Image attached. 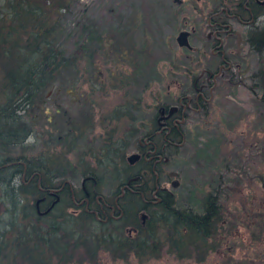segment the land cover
<instances>
[{
    "label": "rangeland",
    "instance_id": "rangeland-1",
    "mask_svg": "<svg viewBox=\"0 0 264 264\" xmlns=\"http://www.w3.org/2000/svg\"><path fill=\"white\" fill-rule=\"evenodd\" d=\"M225 1L229 0H184L182 3L174 0H77L66 20V30L71 32L88 19L91 26L109 38L101 46L94 48L91 44L80 48L71 35L66 37V53L78 51L77 74L73 80L65 76L62 85L54 83L43 93L41 104L37 102L30 108L32 135L25 142V152L18 149L12 155L22 152L28 159L48 154L57 157L78 171L73 175L66 169L63 183H71L74 195L82 196L85 168L102 172L101 165L110 169L116 167V161L118 165L121 163L113 154L110 166L104 158V146H122L127 159L136 155L142 143V128L148 127L155 117L156 106L175 103L182 88L187 86L186 71L198 73L207 65L210 53L208 16ZM192 27L195 33L190 44L197 48L193 53L176 40L181 29L191 30ZM122 28H125V35L120 31ZM235 28L243 27L236 25ZM140 43H146L153 57L144 71L155 65L151 69L154 73L149 71V81L145 74L133 70L130 63L131 55L140 50ZM146 50L142 51V59H145ZM85 51L93 55L90 64L84 59ZM242 54L247 55L241 71L246 75L258 67V57L246 48H242ZM222 82L201 110L189 111L182 126L183 137L177 142L179 145L171 147L169 156L163 155L157 162L160 186L173 192L182 206L194 205L202 211L197 202L199 198L210 192L221 195L224 220L219 224L216 249L201 251L208 253L201 259L181 257L167 247L153 257H140L135 250L100 247L94 251L89 249L88 253L84 249L72 253L71 241L69 251L62 255L53 253L52 264H264V121H260L263 119L255 107L254 94L244 78L233 88ZM57 107L60 113H56ZM75 121H81L80 128L66 136V127ZM162 144L159 143L158 148L162 149ZM135 160H130L131 164H135ZM170 171L178 175L169 177ZM106 174L108 176L107 170ZM101 176L102 182L97 187L100 197L110 198L116 182L108 183ZM51 180L55 185L60 181L53 177ZM173 180H178L177 187L172 185ZM8 196L0 187V236L5 234L0 241L9 249L20 238L21 231L23 235L28 231L34 216L21 221L10 215ZM31 199L29 196L28 201ZM67 203L66 198L64 204ZM46 254H50V250ZM0 257H4L1 252ZM15 258L14 262L0 259V264H31L26 256Z\"/></svg>",
    "mask_w": 264,
    "mask_h": 264
},
{
    "label": "trees",
    "instance_id": "trees-1",
    "mask_svg": "<svg viewBox=\"0 0 264 264\" xmlns=\"http://www.w3.org/2000/svg\"><path fill=\"white\" fill-rule=\"evenodd\" d=\"M76 1L0 0V187L9 195L7 199L11 204L10 215L13 214L21 221L34 216L30 220L28 231L24 232V235L21 231L20 238L9 247L10 254L8 247H4L0 241V252L4 256L0 259L6 261L10 256L7 261L14 262L17 260L15 256H26L31 264H52L53 253H66L71 241L74 246L72 253H79L82 249L88 253L89 249L94 251L100 247L135 250L140 257H153L160 251L164 252L161 249L167 247L169 251H175L181 257L186 255L201 259L208 253L200 252L216 249L220 237L219 224L224 220L221 195L210 192L199 198L197 202L202 206V211H199L194 205L182 206L175 199L173 192L160 186V165L154 164L153 161L161 159L163 155L169 156L170 148L173 147L172 140L162 138V149L157 147L150 153L148 157L153 156L150 161L143 156L135 164H131L130 159L124 156L122 146L112 148L110 144H106L105 160L111 166L109 160L114 154L120 158L121 163L118 165L116 161V167L110 169L101 165L104 169L102 172H96L95 168L84 169L82 175L88 177L86 185L91 194L88 209H85V204L76 205L69 182L63 183L66 169L73 175L78 174V171L50 154L30 159L22 152L17 156L12 155L13 151L18 149L25 152V142L32 135V123L28 117L30 108L37 102L41 104L39 101L43 93L53 87L54 83L62 85L65 76L68 80H73L77 74L78 51L66 53V37L71 35L80 48L91 44L94 48L101 46L109 38L108 35V38H105L103 31L91 26L92 23L88 19H85L82 25L75 26L71 32L66 30V20L71 15ZM120 31L125 35V28ZM242 39L243 48H248L257 55L258 67L243 75L241 71L247 62V55L242 54V48H236L231 54L237 58L235 62L240 64L236 70H239L251 88L255 107L263 119L260 121H264V29L249 30L242 35ZM145 49L146 56L142 59V51L145 52ZM84 53L85 61L90 64L93 55L88 51ZM137 53L130 57L133 70H137L138 74H145L149 81V71L154 73L151 69H154L155 65L147 71L144 70L153 60L151 50L146 47V43H140ZM56 113H60L58 107ZM48 120L51 121V118L48 117ZM80 124L81 121H75L68 125L65 135L74 133V130L80 128ZM155 125L156 120L153 117L145 128ZM138 148L141 151L148 149L140 144ZM98 161L102 163L103 160L99 158ZM106 170L108 176H105ZM101 175L108 183L116 182L111 197H102L106 204L110 205H105L108 218L101 210L103 203L101 198H98L101 196L97 189L98 184L102 182ZM52 177L60 180L57 185L51 180ZM134 177L138 178L130 182V189H126L116 201L117 195L122 193L123 184ZM54 187L62 188L58 192L59 201L47 213L40 214L36 204L38 197H50L45 189ZM81 194L82 196L77 194L75 200L79 201L86 196L82 187ZM29 196L32 198L30 201ZM66 198L68 203L64 204ZM46 205V201H41L40 211L47 209ZM70 208L74 211H67ZM93 209H97L99 213H95ZM112 209H115L119 218L109 216ZM142 211L147 213L144 224L141 223ZM11 226L13 229V225ZM127 226L135 228V233L130 235ZM3 236L5 237L4 233L0 237ZM47 250H50V254H46Z\"/></svg>",
    "mask_w": 264,
    "mask_h": 264
},
{
    "label": "flooded vegetation",
    "instance_id": "flooded-vegetation-1",
    "mask_svg": "<svg viewBox=\"0 0 264 264\" xmlns=\"http://www.w3.org/2000/svg\"><path fill=\"white\" fill-rule=\"evenodd\" d=\"M236 25H241L243 28H235ZM208 27L209 33L207 38L209 39L208 45H210V53L208 54L207 59L209 62L207 65L201 68L198 73L193 70L186 71L187 86L182 88L181 94L177 97L175 103H159L156 106V125L151 128H142L143 133L140 137L142 140L140 145L144 148L148 147V149L145 151L138 149V153L133 155V157L135 156V161L143 156H146L145 159L150 161L153 156L151 155L148 157V155L157 149L162 138L165 140H172L173 147L179 145L177 142L183 137L182 126L186 120V117L189 116V111L192 109L201 110L202 106H205L207 101H209L210 96L214 93L213 91L217 89L220 81H223L222 83L225 84L228 83L227 86L229 88L237 86L240 79L242 81L241 73L239 70H236L238 67H240V64L235 62L237 58H235L231 53L235 52L237 44H239L237 48H240V45L243 44L242 35L244 33L247 31L249 32V30L264 29V0H229L225 1L224 3L222 2L220 7L213 9L209 13ZM182 30L190 31L189 42H191V37L195 33V28L192 27L191 30L181 29L179 33ZM198 41L201 40L199 39ZM191 46V48H184H186L185 50L188 52L193 53L197 48L193 44ZM246 50H248L251 55L254 54L248 48H246ZM204 51H206V49ZM241 85L244 84L242 83ZM172 106H176V108L171 110ZM159 135H162V137ZM158 160H154L153 163L157 164ZM175 173L176 175H173L171 172H169V177H176L178 172ZM87 178L88 177H85L83 179L81 186L86 196H84L79 201L75 200L74 191L72 190V186L69 183L70 189L72 191V197L76 205L85 204V209H88L91 204L89 198L91 194L86 185ZM130 185L131 183L129 182L123 184L121 189L122 193L117 195L115 199L116 201L123 195L126 189H130ZM60 189L62 188L54 187L51 189H45L49 192L50 197H40L42 199L39 201V203L37 199L36 204L40 214H43V211H40L42 210L40 207V202L46 201L47 209L50 208L52 203L57 198L59 201L60 194L58 192L61 191ZM98 198H101L103 203L100 206L101 210L104 212L106 218H108L105 205L108 207H110V205L106 204L102 197L98 196ZM93 211L97 214L99 213L97 209H93ZM144 213L146 215H144ZM109 216L116 218L120 217L115 214V209H112ZM146 218L147 213L142 211L141 223L144 224ZM126 229L130 235L134 234L136 230L135 228H131L129 226H127Z\"/></svg>",
    "mask_w": 264,
    "mask_h": 264
},
{
    "label": "water",
    "instance_id": "water-1",
    "mask_svg": "<svg viewBox=\"0 0 264 264\" xmlns=\"http://www.w3.org/2000/svg\"><path fill=\"white\" fill-rule=\"evenodd\" d=\"M174 1L177 2V3H182V2H183V0H174ZM189 34H190V31H189V30H182V31L178 34V36H177V42H178V44H179L180 46H187L188 48H191V47H192L191 44H190V42H189ZM175 108H176V106H172V107H171V110H174ZM134 158H135V156H134V157L131 156L129 159H130V160H133ZM171 173H172L173 175H176L175 172H171ZM137 178H138V177L131 178V179L129 180V183H130L132 180L137 179ZM178 184H179L178 180H173L172 185H173L174 187H177ZM41 199H42V198L38 199V203H39V201H40ZM57 201H58V198L52 203L51 207H52ZM51 207L48 208V209H46V210H44L43 213H47V212L51 209ZM144 215H146V214L144 213Z\"/></svg>",
    "mask_w": 264,
    "mask_h": 264
},
{
    "label": "bare ground",
    "instance_id": "bare-ground-1",
    "mask_svg": "<svg viewBox=\"0 0 264 264\" xmlns=\"http://www.w3.org/2000/svg\"><path fill=\"white\" fill-rule=\"evenodd\" d=\"M161 159H162V157H161ZM170 172H173V171H170Z\"/></svg>",
    "mask_w": 264,
    "mask_h": 264
}]
</instances>
